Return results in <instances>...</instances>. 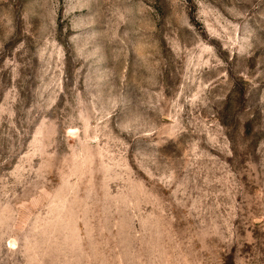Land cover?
Instances as JSON below:
<instances>
[{
    "label": "rangeland",
    "instance_id": "obj_1",
    "mask_svg": "<svg viewBox=\"0 0 264 264\" xmlns=\"http://www.w3.org/2000/svg\"><path fill=\"white\" fill-rule=\"evenodd\" d=\"M0 264H264V0H0Z\"/></svg>",
    "mask_w": 264,
    "mask_h": 264
}]
</instances>
